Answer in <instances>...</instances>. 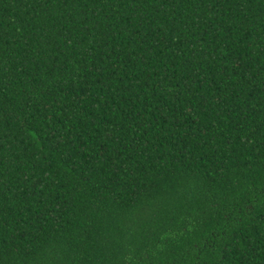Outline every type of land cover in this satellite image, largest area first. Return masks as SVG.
Returning a JSON list of instances; mask_svg holds the SVG:
<instances>
[{"label": "trees", "instance_id": "trees-1", "mask_svg": "<svg viewBox=\"0 0 264 264\" xmlns=\"http://www.w3.org/2000/svg\"><path fill=\"white\" fill-rule=\"evenodd\" d=\"M0 264H264V0H0Z\"/></svg>", "mask_w": 264, "mask_h": 264}]
</instances>
